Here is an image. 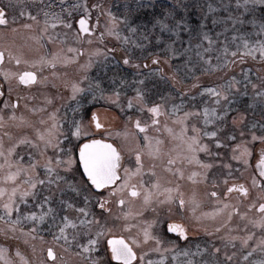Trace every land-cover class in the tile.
I'll list each match as a JSON object with an SVG mask.
<instances>
[{"label": "flooded vegetation", "instance_id": "flooded-vegetation-1", "mask_svg": "<svg viewBox=\"0 0 264 264\" xmlns=\"http://www.w3.org/2000/svg\"><path fill=\"white\" fill-rule=\"evenodd\" d=\"M104 1L105 0H101L98 4L102 6ZM122 1L125 4H130L132 2V0ZM99 8L100 10H95L94 13L90 14L89 18V26L96 29V31L90 35L81 33V35L88 36L93 42L101 41L98 37L99 34L103 32L99 28L100 23L97 24L96 22L97 18H99V20L108 18V15L106 16V14L102 12L101 7ZM136 13V16L138 17L139 14L138 12ZM81 14H84V12L72 15L68 18L72 20L74 24L75 33L78 29L77 22L79 15ZM130 15L131 16L128 18L125 17V21H133L132 19L134 18V13H131ZM149 15L150 14L147 16L149 17ZM154 15L155 14H151V16ZM105 41L106 39L104 35L101 42L106 44ZM106 42L107 44L104 48L106 54H109L107 57L114 55L118 65L106 69L108 72H106L105 75L102 73L103 69H99V67L96 65L93 70H95L97 67L98 69L95 71L91 70L90 77L94 76L95 78L100 79H104V77L110 79L111 77V79H113L116 77V74H126L131 76V72H135L137 70L139 72L141 71V80L146 83L152 81L153 78L148 77L149 75L144 73L151 65H155L159 67V70H162L156 71L154 73L155 75H161L160 78L164 77L166 81L167 79L175 80L178 84L181 82L182 79L177 76H171V79L170 77L168 78L167 75H171L172 72L171 70H166L167 73L163 71L166 67H164V65L161 63V60L159 59L160 57H158V55L150 56L152 57V60L150 61L136 58V56L133 58V56L130 55L131 50H129L127 46V50L125 48L121 50L119 49V44L111 46L108 40ZM91 45H89L86 40L81 42L78 37H76L75 40L68 41V46L75 47L76 49L82 48L83 52H81L79 55H77L75 52V59H71V61L66 65L64 63H57L55 67H52L46 63L41 65L36 64V61L25 60L20 53H15L10 50L14 56H18L21 59V64L17 65L14 59L9 58V50L7 48H0L5 52L4 62L2 65H0V86H3L5 91V95L0 96V114L4 116L3 127H0V137L3 138L5 148L16 145L13 159H16V154H19V156H23L24 164L29 163L27 153L32 152L33 156L40 162L39 166L35 170L38 174L37 178L46 179L47 174L43 170L44 159L38 155V150L29 144L18 143V141L25 138L37 140L38 138L35 131L36 128H40L41 131H43L47 124L52 122L48 119L50 114L55 112L57 120L61 123L60 132L62 135L60 137V147L66 150L63 154V158L67 157L70 150L74 159H76V163L71 169H58L59 174L65 177L64 181L59 182L58 187L56 185L48 186L46 184L41 186L38 184L37 188L35 189L36 195L24 197L23 199L27 200V203H20V212L22 215L26 216L29 212H36L37 216H39L40 208L38 205H40L44 197L51 196L49 203L53 209V212L48 217H46L43 222H37L34 225L32 220H22L21 224L19 225V227L24 228L26 232L31 230L33 227H36L37 230L32 234V236H26L23 233L17 231L15 233V238H13L11 235H8L7 237L3 235L2 238L0 237V245H9L8 240H12L17 244V247L20 249L23 256L28 259L29 264H92V260L86 259V256L88 255H91L93 260H97L99 262L108 261L110 246L107 245V240L110 239V234L107 232L99 237V243L93 248L91 254H81L83 253V249L79 247V245H87L89 237L85 235L86 229L80 227L78 221L85 218L88 220H93V218H95V221L98 223L93 224V237L95 231L104 230L106 228H111L113 234L119 233L127 236L130 233L133 235L139 234L142 237L141 229L147 227L148 224H151L152 235L157 236L162 242L160 245L161 248H166L168 251H152L148 253V255L145 257L146 259L160 261V257L163 256L164 260L162 264H186L188 259H201L203 253L192 257H186L180 253L185 250L196 253L197 247L211 251L212 246L216 245L215 221L217 197L221 201L226 199L230 200L233 197L241 201L243 196L246 197L251 195L250 187L247 184V181L244 180L245 177L243 176L238 179H228L225 182H219L223 176H230V173L222 174L223 171H229V169H226L224 165L226 159L229 157V154L226 150V134L224 133L221 135L219 133L217 137L213 138L204 136L205 140L208 142V148L211 151L212 156L209 157L204 151H199L196 153V155L199 160L203 161L204 163L213 164V167L207 170V175L205 177L200 175V173L204 171L201 165L196 164L195 162L188 164L186 160H184L183 155H178V153L186 154V149H184L183 145L179 144L181 143L179 139L181 133L177 130V128L181 127V125L175 124L170 125L169 128H164L163 124L168 123V121L166 120L167 118H158L160 115H163L162 112H160L161 114L159 116H156L151 112L152 117H154L153 120H157L159 123L148 124L147 120L141 124L142 126L145 124L148 125L146 131L142 132L140 129L135 127V121L137 119L133 120L132 126L127 125L126 129L120 130V126L116 127L117 125H115L117 122L112 123V116L115 115V113H119V115L122 117L127 118L131 114H134L136 108L132 102V99L130 98L132 95L126 94V97L122 99V107L120 108L117 102L118 100L111 104L103 103L101 102L100 96L96 93L88 94L86 88L88 79H83L84 76L88 77V68L85 70L81 68V65L86 64V58L95 60L102 57L96 53V51L92 50H89L88 55L87 48H89V46L91 47ZM52 48L55 51L57 46H49L50 50H52ZM147 48L150 49L151 47L147 46ZM109 49L111 51H108ZM154 49H150L149 51H161L157 48ZM124 52L129 53V56H127ZM125 56H127L129 60L127 65L123 63V58ZM156 60H158V63H154ZM24 61H28V63H24ZM144 65H147V67ZM4 71H7L10 74L9 80L4 79ZM23 71H35L37 75L36 82L29 85H24L19 82L17 76L12 75L13 73H22ZM164 79L162 78V80ZM74 83L85 89V91L79 92L74 96L72 92V84ZM9 86L12 88L10 94L7 92ZM163 95L164 94H158V96L155 97L156 95L151 92H144L143 99L145 102L150 104L148 109L155 105L153 102H162L164 100L180 102L183 103L185 108L195 107L196 110H201L202 106L207 103L205 96L199 94L197 90L194 93L184 92L178 94H168V96H172L169 99L164 98ZM5 99L9 101V106L7 108H5L3 103ZM17 99L19 100V105L14 107ZM130 100L132 102L131 108L128 107ZM25 105L28 107H25ZM32 108H42L43 111L34 113L31 111ZM13 112L16 113L17 117L23 115L25 120H9L8 118ZM93 114H95V118L93 117ZM143 116L146 115L143 114ZM41 119L46 121L45 125L40 124L39 121ZM227 119L228 118H224L221 120V122H219V124L222 123V126L224 127V129L220 127V130L227 131V128L229 129L230 125H227L229 124V122L226 123ZM97 121L100 125H102L101 128L96 127ZM76 124L81 125L83 130L93 134L88 138H100L111 141L117 147V149L121 151L122 156L124 157L122 164L129 168L134 169L136 167L135 156L132 155L130 150L135 151L139 149L141 151V160L144 166L143 175L145 184L147 185L150 181L155 182L158 180L161 186V200L164 199V188H175L177 185H179V190L183 194V198L185 200L184 207L178 208L177 204L175 203L160 204L154 202L151 204H145L143 200V193L137 197H131L130 193H126L124 196L125 204L121 205L118 203L117 196L109 197L107 195V190H94V187L87 180L86 174L83 172L82 162L78 160V145L84 142L85 137L81 136L77 138L74 135ZM186 128L188 127L186 126ZM169 129H171V131H169ZM105 130H110L111 135H103V131ZM6 133L10 135H5ZM114 133L117 134L116 138L120 133L132 134V136H130L128 139L120 141L113 137ZM145 136L150 137L151 139L146 140L144 139ZM217 138L220 139V141L223 139V141H221V145H224L223 148H219L220 146L216 145L215 141ZM157 140L162 142L159 145V155H149L151 150L150 146L155 147ZM219 150H223V158H220L218 164H215V162L213 163V160L216 159V154L219 153ZM46 154L48 156L55 155L51 148ZM169 159L176 160V164L170 166L173 168V171L171 172L168 171V168L166 167ZM257 159L258 151L256 153L254 167L256 165ZM0 162H2V160H0ZM177 168L183 171L184 175L182 178L179 176V173L175 171ZM120 171L122 174L123 168H121ZM153 171L155 172V176H152ZM193 172L198 173V175L192 179H189ZM255 172L259 177L258 184L260 187V185L264 184V179L259 176V169L256 167ZM0 174H2V172H0ZM68 182H72L73 186L79 187V193L71 191L68 188ZM11 183L12 182L9 181L4 186H10ZM217 184H223L222 188H220L218 191L216 190ZM233 184L238 186L243 184L248 188V194L245 196L243 193L239 192L238 188L233 189L231 193H228L227 189ZM23 187L27 188L28 186L23 185ZM61 189L64 191L61 192ZM213 192L218 193V196H212L211 193ZM263 194L264 192L262 190V192H260L258 195L261 198ZM98 196L104 197L106 201L103 209H101L99 206L100 202L97 200ZM85 197H88L87 203H85ZM193 198L198 202V204L195 205V212L192 211V208L194 207L192 204ZM20 200L21 197L18 193L17 202L19 203ZM260 203H264V200ZM69 205H71V207H69ZM80 208H84L85 212L89 213V215L85 217L84 214L79 212ZM169 208H171V212L168 211ZM43 211L47 212V205L44 206ZM2 212H4V210H0V215L3 214ZM125 213L130 214L125 216ZM15 216L16 213L14 212L12 218L15 219ZM64 216H67L78 225L76 229H73L71 225L65 229L67 236L66 240L59 232V227H63L62 218ZM52 217H55V219ZM171 223L184 224L187 228V238L178 232H171V230L168 228V225ZM2 224L3 223H0V226ZM126 225H131V228L125 227ZM2 227L4 228V226ZM73 234H76L75 241L72 239ZM54 237H59V239H54ZM11 244L9 246L11 247L12 252H15V248H13V245ZM155 246V242L149 240L143 245V250L147 252L149 248L154 249ZM49 248H51L55 253L54 259L48 255ZM137 250L139 251V249ZM16 260L20 261V258L16 257ZM112 264H122V262L112 261ZM133 264H136V262L134 261Z\"/></svg>", "mask_w": 264, "mask_h": 264}, {"label": "rangeland", "instance_id": "rangeland-1", "mask_svg": "<svg viewBox=\"0 0 264 264\" xmlns=\"http://www.w3.org/2000/svg\"><path fill=\"white\" fill-rule=\"evenodd\" d=\"M100 1L101 0H21V2L27 6L25 11H31L36 19L31 20L27 17V15L21 16V9L19 7L8 9V12L10 13L9 19H11L12 15H15L16 22L15 24L10 23L8 26L0 25V48H7L9 51L11 50L15 53H20L22 57L28 61H39L42 58H51L53 53H58L61 59L67 58L70 62L71 59H75L76 53L69 51V49L76 48L68 46V41L75 40L77 36L72 20L68 19L70 17L68 12H71V16L84 12V4L86 3L89 13H94L95 10H100V8H94L93 5L98 4ZM14 2L15 0H0V6L8 5ZM155 3H158V7L163 8L164 13H160L157 18L149 17V19L146 21L142 19L139 20V18L136 16V12H138V10L145 8L136 7V0H132L130 4H125L122 0H105L103 2L101 6L102 12L105 13L106 16L108 11H111L114 14V16L117 18V27L121 36L129 37L127 45H125L122 40L118 39L116 36L108 34L106 25L111 23L110 19H108L109 17L99 20V28L104 32L105 39L106 41H109L111 46L119 44V49L121 50L124 48L126 49L127 46L128 49L131 50L130 55L133 56V58L136 56V58L150 61L152 60L150 54L153 56L158 55V57H160L159 59L161 60V63L167 68L163 70L164 72L167 73L168 70H175L172 74L175 76L176 74H179V78L180 75L182 76L184 74H188L187 77H193L191 80L192 83L195 84L193 87L189 86V89L193 91V93L197 90L199 94L204 95L207 102L202 106L201 110H196L195 107L185 108L183 103L174 101L164 100L162 102L155 101L153 103H155V105L160 104L161 106L160 112H162L163 115H160L158 118H167L166 120L168 123H164L165 125L163 124L164 128H169L170 125L178 124L181 125V127L177 128L180 133L182 129H185L186 135L191 136L194 134L192 132V128L195 127L196 129L200 130V142L207 145L208 142L205 140L203 135L205 131H216L217 135L219 133L221 135L224 133L226 134V150L229 154V157L226 159L224 165L226 169H229V171H223L222 174L230 173V176H223L219 182H225L228 179L234 180L243 176L245 177L244 180L247 181V184L250 187L251 195L246 197L243 196L241 201L234 197L230 200L226 199L221 201L217 197L215 231L216 229L220 228L222 223L227 221V215L232 211L233 207L238 208L239 213H232V219L231 221H228V223L225 225V228L220 229V231H216L215 247H219L221 249V253L218 257L221 261H223V253L226 251L228 255L233 256L232 264H255V262L258 260H264V253L260 252L258 247L256 248V251L253 253V255L249 257L248 261H244L242 257L246 252L252 251L253 247L257 246L260 241L264 239V229L249 223L248 218L241 214L247 213L248 217H251L252 219H256L261 215V213L258 211V207L260 202L264 200V194L261 198L258 194L262 192V190L264 192V188L259 187V177L256 175L254 167L256 153L260 147V144L259 142H254L251 140V132L255 131L257 136L264 135V132L260 131L258 128H252V125L256 124L257 122L264 123V119H261L260 114L254 115V117L250 116L251 119H249L248 112L243 109L242 104L246 101L250 106H259V112L261 114L264 113V108H262L259 103L260 98L255 97L256 91L264 89V59H261L259 52H257L255 56L246 55L244 53V49L241 47L238 51V56H243V59L229 56V60L234 61V63H230L226 67L210 70L209 64L205 62L210 57L212 64L217 63V56L222 55L221 49L225 40L228 41L229 51L236 50L234 47L236 42L233 41L232 37L237 35V33L233 31L231 21L228 23L220 22L221 18L227 17L233 13L238 14L235 0H231V3H229V0H151V4L148 5V7L151 9ZM181 3L183 4V7H179V4ZM222 3L227 5V8H222L220 6ZM168 4L169 6L166 7ZM208 5H212L213 11L208 10ZM45 11L50 14L48 17L46 32L43 31L45 28ZM167 11L174 12L175 15L167 16ZM240 11H242V9ZM131 13H134V18L132 19L133 21H125V17H130ZM191 13L194 14H192V16L197 20L195 25H193L194 20H192ZM52 14L67 20L72 24V27L68 28L63 24L56 23V20ZM181 18H183V20L186 22L187 28L182 26L178 32L171 31L174 21H179ZM160 20H163L164 24L168 25V27H161V25L158 23ZM213 20H217L218 22L214 24ZM243 20L244 23L242 25H236V28L239 30V32L255 33L258 28L250 21L259 22L264 20V5L257 3L253 11L244 13ZM144 23H146V25H142ZM25 24H31L32 27L25 28L23 27ZM53 24H56L54 28L52 27ZM129 27H135L137 31L132 33L128 30ZM13 29H15V31H13ZM205 33L212 40L211 45L207 40H204L203 37ZM217 33H219V35H217ZM48 37H52V39L49 40ZM259 38L261 37H252V39ZM106 41L105 43L107 44ZM133 41L135 43H133ZM106 44L101 41L92 42V45L89 44L91 47L89 46V48H87L88 55L89 50L95 51L96 49H101V52L98 54L102 56L100 59H91L92 66L87 69L88 82L86 88L88 94L96 93L100 96L101 102L103 103L111 104L118 100L117 102L120 108L122 107V99L126 97V94L132 95L130 98L135 105L136 111H134V114H131L127 117H131V119L122 117L119 115V113H115V115L112 116V123L117 122L115 125H117L116 127L120 126V130L126 129L127 125L132 126L134 119H139L141 124L147 120L148 124L152 123L154 117H152L151 112L147 111L150 104L145 102L144 99L141 100L136 97L137 88H140L143 93L146 92L144 91L145 82H143V84L138 83L141 81V71L139 72L136 70L135 72H131V76L126 74H116V77L113 79H111V77L110 79L105 77L104 79L95 78L94 76V78L90 77V71L93 70L96 65L99 67V69H103L102 73L104 75L106 72H108L106 69L118 65L114 55L107 57L109 54H106L104 48ZM151 44L152 46H150V49L157 48L161 51L150 52V49L147 48V46ZM136 45H140V47H137ZM195 45H201V47L196 48ZM49 46H57V48L54 51L53 48L50 50ZM185 49L188 50L186 51ZM204 49H208V51L204 52ZM198 52L201 54L200 56H197ZM124 53L129 56V53ZM89 59L90 58H86V62ZM175 65L178 66L175 67ZM98 67L95 68V70L98 69ZM156 71H159V67L151 65L148 69H146L144 74L151 76ZM233 76L240 83L236 86V89H234L235 99H233L232 96L228 97L232 103L228 105L230 111H228L225 118H228L226 123L229 122L227 125H230V127L229 129L227 128V131H222L220 130V127L223 129L224 127L222 126V123L219 124V122H221L220 119L213 120V123L211 124H205L204 109L208 108L211 110L215 108L217 113H219L224 110L227 101L222 98L220 104L217 105L215 103L216 97L212 96L210 93L204 92L203 89L206 87H217L223 84L225 80H228ZM94 80H100V88L103 89V94H101V91L97 90L95 86H93L92 89L89 88V85H92ZM121 81L124 83H121ZM150 82L152 89H156L153 91V94H155V97H157L158 94H161L160 90H163L160 86L161 81L153 79ZM168 82L170 85L175 86L172 80H169ZM253 84L257 85L256 89H253ZM244 85H246V87ZM184 88V90H186L188 85H185ZM117 90L120 92L118 99L113 95V92ZM168 94L169 93H164V98L169 99L172 97L168 96ZM243 100L244 102L241 103ZM173 106H176L175 110ZM141 109L143 110L141 111ZM185 113H189V115L185 117ZM143 114L146 116H143ZM186 126L188 128H186ZM107 131L108 130L103 131V135H111L110 130L108 132ZM241 133H243V135H241ZM116 135L117 134L114 133L113 137L116 138ZM130 136H132V134L120 133L116 139L122 141L128 139ZM229 136H235L236 139L232 141L229 139ZM207 137L213 138L211 136ZM221 141H223V139H221ZM244 142H247L248 146L253 150L252 156L248 158V165H245L243 160L233 159L234 153L232 148L235 146V144ZM254 144L255 147H253ZM223 147L224 145H220L219 148ZM219 153L220 155L217 156L215 160H213V163L215 162V164H218L220 158H223V150H219ZM253 177H255L257 181L255 185L252 183ZM222 186L223 184H217L216 190L218 191L220 188H222ZM0 200L3 199L0 198ZM224 203L228 204L229 209L227 208L222 212H217V209L223 208ZM249 204H255V207L249 208ZM0 210H3L2 207H0ZM0 223H3L0 228H3L2 226L5 227V221H0ZM226 231L230 233L231 236L237 237V239L233 240L231 243H228L227 239H222V237H225ZM15 233L9 231L8 235H11L13 238H15ZM249 233L253 235L245 245L242 243V240L246 238ZM0 237H3V233H0ZM8 243L10 245L14 242L12 240H8ZM225 244H227V247H225ZM9 245H5V247L11 249ZM11 245H15L17 247L16 243ZM233 253H235V255H233ZM11 254L14 256V252H12V250ZM14 259H16L15 256ZM0 264H3V261H0Z\"/></svg>", "mask_w": 264, "mask_h": 264}, {"label": "snow or ice", "instance_id": "snow-or-ice-1", "mask_svg": "<svg viewBox=\"0 0 264 264\" xmlns=\"http://www.w3.org/2000/svg\"><path fill=\"white\" fill-rule=\"evenodd\" d=\"M229 3H231V0H229ZM259 3L260 5H264V0H235L236 9L238 14H230L227 17L221 18V23H228L231 21V26L233 28V31L237 33V35L233 36L232 39L235 41V49L233 51H229L228 41L225 40L223 46H222V55L217 56V63L212 64L211 58L209 57L206 63L209 64L210 70H215L217 68H223L228 66L230 63H234V61L229 60V56L236 57L238 59H243V56H238V51L242 47L244 49V53L246 55L255 56L257 52L260 53L261 59H264V20L255 22L250 21L251 23H254L258 30L255 33H240L239 30L236 28L237 24H243V16L246 12H251L255 9L256 4ZM151 4V0H136V7H146ZM222 8H227V5L221 4ZM19 7L21 9L20 15L24 16L27 15V17L31 20H35L36 17L32 14L31 11H25L26 5H24L21 0H15L14 3H10L8 5L0 6V25L8 26L10 23L15 24L16 17L15 15L11 16V19H9L10 13L8 12V9L10 8H17ZM94 8H99L101 5L94 4ZM179 7H183V4H179ZM242 9V11H240ZM208 10L213 11L212 5H208ZM49 13L47 11L44 12L45 16V28L44 32L47 31V24H48V17ZM53 17L56 20V23L63 24L68 28L72 27V24L68 22L65 19H62L59 16H56L55 14H52ZM68 15L71 16V12H68ZM111 23L106 25L107 32L109 35L116 36L118 39H121L122 42L127 45L129 41L128 36H121L118 27H117V18L114 16V14L111 11H108L107 13ZM167 16H174V12H168L166 14ZM89 18L90 13L87 9L86 3L84 4V14L79 15L78 19V29L76 32V36L78 39L83 42L87 41L88 44H92V40L88 36L81 35L83 34H91L96 29L89 26ZM124 19V18H122ZM97 24L99 23V18H97ZM217 20H213V23H217ZM158 23L163 28H167L168 25L164 24L163 20L158 21ZM56 24H53L52 27L54 28ZM187 28L186 22L181 18L179 21H174V24L171 28V31L178 32L181 27ZM25 28H31V24H25L23 25ZM128 30L132 33H135L137 29L135 27H129ZM15 31V29H13ZM219 35V33H217ZM253 36L261 37L259 39H252ZM104 37V33L101 32L99 34V39L102 41ZM204 40H207L208 43L211 45L212 40L209 38V36L205 33L204 34ZM49 40L52 39V37H48ZM133 43H135L133 41ZM137 47H140V45H136ZM191 47V45H190ZM196 48H200L201 45H195ZM186 51L188 49H185ZM69 51L76 52L77 55H79L81 52H83V49H69ZM96 53L101 52V49H96ZM108 51H111L110 49ZM208 49H204V52H207ZM201 54L198 52L197 56H200ZM8 56L11 59L15 60V63L17 65L21 64V59L18 56H14L11 51L8 52ZM5 59V52L4 50L0 49V65L3 64ZM69 61L67 58L61 59L60 55L58 53H53L51 58H42L39 61H36V64H49L52 67H55L57 63H64L67 64ZM24 63H28V61H24ZM123 63L127 65L129 63V60L127 56L123 58ZM154 63H158V60L154 61ZM92 66V60L91 58L86 62L85 65H81V68L87 69ZM147 67V65H144ZM162 71V70H159ZM4 79L9 80L10 74L7 71H4ZM12 75H15L18 77V80L20 83L24 85H29L37 80V75L35 71H23L22 73H13ZM83 79H88L87 76H84ZM247 79V78H245ZM121 83H124L121 81ZM139 84H143V80L138 82ZM240 82L236 80V78L233 76L229 78L228 80H225L223 84L217 86V87H206L203 89L204 92L210 93L212 96L216 97L215 103L217 105L220 104L221 99L223 98L225 101H227V104L224 107V110L217 113L216 109L213 108L209 110L208 108L204 109V117H205V124H211L213 123V120L220 119L223 120L226 116L228 111H230V108L228 105L232 103L231 100L228 99L229 96H232L233 99H235V93L234 89H236V86ZM100 80H94L92 85H89V88L92 89L93 86L99 91H101V94H103V89L100 88ZM246 87V85H244ZM253 89L257 88V85H252ZM12 91L11 86L8 87L7 92L10 94ZM85 89L81 88L78 84H72V92L75 96L79 92H84ZM5 91L3 89V86H0V96H4ZM113 95L119 98L120 92L114 91ZM144 93L140 88L136 89V97L138 99H143ZM255 97L260 98L259 103L262 108H264V89H261L260 91L255 92ZM4 106L7 108L9 106V101L7 99L4 100ZM19 105V100L15 102V106ZM25 107H28L25 105ZM128 107H132L131 100L128 103ZM160 105H153L148 111L154 113L156 116H159L160 113ZM174 110L176 109V106H173ZM143 110V109H141ZM32 112H42L43 109H37L32 108ZM189 113H185L184 116L187 117ZM93 117L95 118V114H93ZM9 120L16 121H24L25 117L23 115L17 117L16 113L13 112L11 116L8 118ZM50 121H52L50 124H47V126L44 128L43 131H41L40 128H36V134H37V140H30V139H22L18 141V143H26L34 147L38 150V155L41 156L44 159L43 164V170L47 174L46 179H38V174L36 173V168L39 166V161L33 156L32 152H28V160L29 163L24 164L23 163V156L17 155L16 159H13V155L15 153L16 145H12L8 148H5L3 138L0 137V198H3V200H0V207L3 208L4 212L3 215H0V221H5V227L0 228V233H3L5 237L8 236L9 231L12 233H15L19 231L20 233H23L26 236H32V234L37 230L36 227H33L29 231H25L24 228L19 227L22 220H32L34 225L37 222H43L46 217H48L52 212L53 209L49 203L51 200V196H46L43 198L42 202L38 207L40 208V214L37 216L36 212H29L26 216L22 215L20 212V203H27V200L23 199L24 197L28 196H35L36 192L35 189L37 188V185H56L59 186L60 181H64L65 177L61 176L59 174L58 169L64 168L65 170L71 169L72 166L76 163V159H74L73 155L71 154L69 150V154L66 158H63V154L66 151L64 148L60 147L61 144V135L60 127L61 123L56 118V113L53 112L50 114L49 118ZM131 119V117H129ZM3 121L4 116L0 114V127H3ZM41 125H45L46 121L41 119L40 121ZM153 124H158L159 121L153 120ZM97 128H101L102 125L99 124L97 121L96 123ZM135 127L137 129H140V131H146L148 128V125H141V122L139 119L135 121ZM253 129H259L260 131L264 132V123L257 122L256 124L252 125ZM171 131V129H169ZM192 132L194 133L191 136L186 135V130H181V135L179 137L181 141V145H183L184 149H186V154L184 153H178V155H183L184 160L188 164H192L195 162L196 164L201 165L202 169L204 170L200 175H203L206 177L207 170L211 169L213 167L212 163H204L203 161L199 160L196 153L199 151H204L208 154L209 157L212 156L211 151L208 148L207 144H202L199 139L200 130L196 129L195 127L192 128ZM5 135H10L6 133ZM74 135L79 138L81 136L85 137V140L83 143L78 145V160L82 162L83 165V172L86 173V178L88 181H90V184L94 186L95 189H105L107 190V195L109 197L117 196L118 197V203L123 205L125 204L124 196L126 193H130L131 197H137L140 196L141 193H143V200L145 204H151V203H175L177 204L178 208H183L185 205V200L183 198V194L179 190V185H177L175 188L172 187H166L163 189L164 193V199H160L161 194V186L158 180L155 182H149V184H145L144 180V166L141 160V151L139 149L130 152L132 155L135 156V165L136 167L134 169L129 168L127 166H124L122 164V161L124 160V157L122 156V153L120 150L117 149V147L103 139H94V138H88L92 133L87 132L86 130H83L81 125L76 124L75 125V133ZM204 136H211V137H217L216 131H205L203 133ZM243 135V133H241ZM144 139L150 140V137L145 136ZM229 139L234 141L236 139L235 136H229ZM251 140L254 142H259L260 147L258 149V159L256 162L255 167L259 169V176L264 179V135L257 136L255 131L251 132ZM39 141V142H38ZM162 142L157 140L156 146L152 147L150 146L151 150L149 152V155H159L160 148L159 145ZM217 146L221 145L220 139H216L215 141ZM255 147V144L253 145ZM52 149L55 153L54 156H48L46 153L49 149ZM232 151L234 153L233 159L235 160H243L245 165L249 164L248 158L252 156L253 150L248 146L247 142L244 143H237L232 148ZM217 156L220 155V153L216 154ZM183 162V161H182ZM176 164L175 159H169L167 162L166 167L168 168V171H173V168L170 167L172 165ZM121 168H123V173L121 174ZM151 171V170H150ZM177 173H179V176L183 177V171L180 169H175ZM198 173L193 172L189 179H192L193 177L197 176ZM152 176H155V172H152ZM54 177V178H53ZM12 182L10 186H4L7 182ZM135 181V182H134ZM252 183L255 185L257 183L256 178L253 177ZM23 185H27V188H24ZM260 187L264 188V184L260 185ZM68 188L73 191L79 193L80 189L79 187L73 186L72 182H68ZM239 192L243 193L245 196L248 194V188L245 187L243 184L236 185L233 184L231 187L227 189L228 193H231L233 189H237ZM64 190L61 189V192ZM19 193V196L21 197L20 202H17V194ZM212 196H218V193L213 192L211 193ZM88 197H85V203H87ZM97 200L100 202L99 206L101 209L104 208L105 199L104 197H97ZM63 203V201H62ZM192 204L194 207L192 208V211L195 212L196 208L195 205L198 204V202L193 198ZM47 205V212L43 211L44 206ZM71 207V205H69ZM249 208H254L255 204H249ZM228 208V204L224 203L223 208L217 209V212H222L224 209ZM169 212H171V208L168 209ZM258 211L261 213V215L256 218L252 219L251 217H248L247 213H243L244 217H247L249 220V223L253 224L254 226H259L262 229H264V203L259 204ZM16 213L15 219H13V213ZM79 212L84 214L85 217L89 215V213L85 212L84 208H80ZM232 213H239V209L236 207L232 208V211L228 213L227 215V221L222 223L220 225V228L216 229V231H220V229L225 228V225L228 223V221H231L232 219ZM130 213H125L124 215L127 216ZM55 219V217H52ZM63 227H59V232L61 236L67 239L65 229L71 225L73 229H76L78 227L77 223L73 220L69 219L67 216H64L62 218ZM98 223L95 221V218L93 220L88 219H80L78 221V224L80 227H83L86 229L85 235H87L88 241L87 245H79L83 249V253L91 254L93 251V248L98 245L99 243V237L104 235L105 232L110 234V239L107 240V245L110 246V253H109V260L104 262H99L97 260H93L91 255L86 256V259L92 260V264H112V261L116 262H122V264H133L135 261L136 264H162L164 257H160V261H153L151 259H146L145 257L148 255V253L155 251V252H167L168 249H162L161 248V241L160 239L152 235L151 233V224H148L147 227H144L141 229L142 237L139 234L133 235L128 234L127 236L124 234H113L111 228H106L104 230H97L95 231L94 237L92 236V228L93 224ZM125 227L131 228V225H126ZM168 228L173 233H180L185 238H187V228L184 224L181 223H171L168 225ZM251 233L242 240L243 244H247V241L252 238ZM42 239V237H41ZM54 239H59V237H54ZM73 241L76 240V234H73L72 236ZM222 239H227L228 243H231L233 240L237 239V237H233L228 233L225 232V237H222ZM149 240H152L155 242V248H149L147 252L143 250V245L147 243ZM225 247H227V244H225ZM259 248L260 252L264 253V239L260 241V243L253 247L252 251L246 252L242 259L244 261H248L249 257L253 255V253L256 251V248ZM13 248H15L14 256L19 257L20 261H17L14 259V256L11 254V249L8 247H5L4 245H0V261H3V264H29L28 259L23 256L20 249L13 245ZM139 249V251L137 250ZM203 253L201 256V259L194 260V259H188L186 264H232L233 256L228 255V253L225 251L223 253L224 259L221 261L218 257L221 253V249L219 247L212 246L211 251L208 249H200L197 247V252L192 253L188 250L183 251L180 253L181 255H184L186 257H192L196 256L197 254ZM48 255L55 258V253L51 248L48 249ZM235 255V253H233ZM255 264H264V260H258L255 262Z\"/></svg>", "mask_w": 264, "mask_h": 264}, {"label": "trees", "instance_id": "trees-1", "mask_svg": "<svg viewBox=\"0 0 264 264\" xmlns=\"http://www.w3.org/2000/svg\"><path fill=\"white\" fill-rule=\"evenodd\" d=\"M169 6V4L166 6V7H168ZM168 12V11H167ZM160 13H164V11H163V8H160V7H158V3H155V5L153 6V7H151V9L149 8V7H145L144 9H141V10H138V14H139V16H138V18H139V20L140 19H142V20H146L147 21V19H149V17H154V18H157L158 17V15L160 14ZM148 14H150L149 15V17L147 16ZM151 14H155L154 16H151ZM192 14L193 13H191V16H192ZM194 15V14H193ZM138 20V21H139ZM192 20H194L193 21V25H195V22H197V20L195 19V17H193L192 16ZM169 21H171V20H169ZM168 21V22H169ZM171 23V22H170ZM142 25H146V23H144V24H142ZM148 46H152V44L151 45H148ZM152 54H150V56H151ZM140 60V59H139ZM178 66V65H177ZM176 65H175V67H177ZM175 71V70H174ZM173 70H171V72L173 73L174 72ZM177 72V71H176ZM175 72V73H176ZM187 75L188 74H184V75H180V78L182 79L181 80V82L178 84L175 80H172V82L174 83V85L175 86H172V85H170V83L168 82L169 80L167 79V81L164 79V77H162L164 80H162V78H160L161 77V75H155V74H153V75H149L148 77H150V78H153V79H155V80H158V81H161L160 82V86L162 87V89L163 90H160V92H161V94H164V93H169V94H173V93H175V94H178V93H184V92H189V93H193V91H191L190 89H189V86L190 87H193V85L195 84V83H192V78L193 77H187ZM168 76V78L170 77V79H171V76L173 77V76H175V75H173V74H171V76L170 75H167ZM176 76L177 77H179V74H176ZM157 78H160V79H157ZM176 83V84H175ZM178 84V85H177ZM145 86H144V91H146V92H151V93H153V91H155V90H153L152 89V85H151V82L149 83V82H146L145 84H144ZM185 85L187 86L188 85V88H186V90H184L185 88ZM193 89V88H192ZM247 99V98H246ZM244 102V100L241 102V103H243ZM243 106V109H245V111L246 112H248V117H249V119H251L250 118V116H253L254 117V115H259L260 114V116H261V119H264V113H260L259 112V106H254V105H252V106H250L249 104H247V102L245 101L243 104H242ZM251 111V112H250ZM263 111H264V109H263ZM255 119V118H254Z\"/></svg>", "mask_w": 264, "mask_h": 264}, {"label": "water", "instance_id": "water-1", "mask_svg": "<svg viewBox=\"0 0 264 264\" xmlns=\"http://www.w3.org/2000/svg\"><path fill=\"white\" fill-rule=\"evenodd\" d=\"M78 23V22H77ZM78 27H79V25H78ZM95 139H100V138H95ZM103 140H105V139H103ZM106 141H108V142H110V143H112L111 141H109V140H106ZM113 144V143H112ZM83 166V165H82ZM86 174V173H85ZM90 182V181H89ZM94 187V186H93ZM97 190H100V189H97Z\"/></svg>", "mask_w": 264, "mask_h": 264}]
</instances>
